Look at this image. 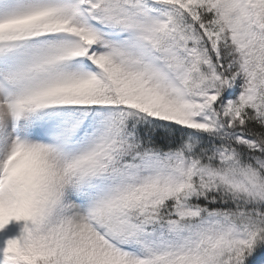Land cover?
I'll return each mask as SVG.
<instances>
[{
    "label": "snow or ice",
    "instance_id": "snow-or-ice-1",
    "mask_svg": "<svg viewBox=\"0 0 264 264\" xmlns=\"http://www.w3.org/2000/svg\"><path fill=\"white\" fill-rule=\"evenodd\" d=\"M0 264H264V0H0Z\"/></svg>",
    "mask_w": 264,
    "mask_h": 264
}]
</instances>
